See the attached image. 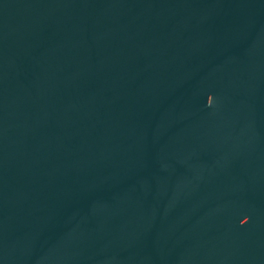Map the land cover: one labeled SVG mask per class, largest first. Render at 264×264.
<instances>
[{
    "label": "water",
    "instance_id": "1",
    "mask_svg": "<svg viewBox=\"0 0 264 264\" xmlns=\"http://www.w3.org/2000/svg\"><path fill=\"white\" fill-rule=\"evenodd\" d=\"M0 264H264V0H0Z\"/></svg>",
    "mask_w": 264,
    "mask_h": 264
}]
</instances>
